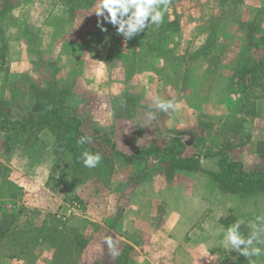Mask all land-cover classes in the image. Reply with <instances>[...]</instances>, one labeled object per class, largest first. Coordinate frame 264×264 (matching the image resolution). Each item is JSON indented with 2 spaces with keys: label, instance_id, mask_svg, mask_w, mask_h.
Wrapping results in <instances>:
<instances>
[{
  "label": "rangeland",
  "instance_id": "rangeland-1",
  "mask_svg": "<svg viewBox=\"0 0 264 264\" xmlns=\"http://www.w3.org/2000/svg\"><path fill=\"white\" fill-rule=\"evenodd\" d=\"M38 1L51 6L45 21L55 29V36L70 35L73 30V43H77L75 46L81 54L94 59L122 61L129 88L132 89L138 80L141 82L154 75L156 79H167L171 89L162 95L166 97L163 100L179 101L183 98L188 108L195 111L201 104L197 97L205 95L206 109L197 118L193 115L200 120V131L185 137L176 136L177 132H167L160 122L164 115L158 109L160 125H150L140 132L138 126L126 123L130 118L133 120L134 107L129 104L123 110L120 105L123 100L113 103L114 113L108 120L100 113L96 117L100 119L83 116L76 94L67 92L74 80L66 83L55 80L56 59L47 56L40 44L39 20L43 18V9H29ZM85 1L0 0V219L6 212L22 209L17 217L18 224L22 231H30L20 237L22 244L28 240L27 254L19 255L22 247H15L11 250L16 254L15 258H9L12 253L2 250L0 264H73L75 261V264H141L139 257L143 250L139 246L147 241V233L125 230L123 216L128 203L124 202L132 200L136 188L131 183L141 179L143 160L149 157L173 161L175 157L171 154H182L184 150V158L212 156L224 151L228 161L242 164L248 173L264 168V157L257 154L264 155V138L251 141L253 135L258 139L264 137V92L261 87L244 90L236 74L242 50L244 56L255 60L264 53V0L253 12L249 23L235 19L244 11L243 0H180L176 10L180 17V31L171 34V41L164 48L168 52L157 56L138 49V42L126 41L113 25L108 32H101L103 25L99 24L104 18L95 14L98 0L90 4ZM246 24L251 25L250 37L254 44H250L245 36ZM180 35L192 39L182 46L178 42ZM12 40L27 43L25 54L29 65L13 63V69L18 72H11L9 67L15 60L14 55L7 52L8 41ZM70 51L74 50L71 48ZM230 66L231 75L226 77L227 114L212 117L208 111L217 103L218 94L213 92V87L221 82L222 77L225 78L223 71ZM25 68L30 71L22 75ZM125 98L134 99L129 95ZM45 114L48 125L56 134L53 144L50 142L55 163L46 183L50 191L47 197L21 191L17 186L22 179L20 174L29 165L21 162L16 166L14 163L21 158L20 149H31L37 143L40 130L34 125ZM78 134L89 138L91 147L101 154L102 160L97 167H84L79 159L81 155L77 160L73 158L70 148L75 147ZM133 135L138 136L130 140ZM181 139H186L187 145L178 146ZM131 142L141 148V162L134 154L125 155L120 151ZM154 148L160 150L159 156L153 151L145 153ZM25 158L22 159L25 161ZM215 159L218 161L220 157ZM215 186L211 183L205 191V202H210L209 205L214 204L211 196L217 190ZM37 204L45 207L38 210L41 206ZM256 216H264L263 194L237 195L233 208L226 209L221 220H226V227L243 221L240 232L247 236L251 231L248 222ZM61 226L72 228L85 237V247L78 256L62 237H58L62 245L58 258L54 257L52 236L36 240L34 232L44 233L46 230L48 233L49 228L60 229ZM108 237L112 238L111 249L106 243ZM205 258L204 264H227L234 259L240 264H250L248 258L226 250L219 243L211 246ZM251 259L255 264H264V254Z\"/></svg>",
  "mask_w": 264,
  "mask_h": 264
},
{
  "label": "crops",
  "instance_id": "crops-1",
  "mask_svg": "<svg viewBox=\"0 0 264 264\" xmlns=\"http://www.w3.org/2000/svg\"><path fill=\"white\" fill-rule=\"evenodd\" d=\"M260 2L261 0H243L245 8L242 9L244 11L239 12L235 19L242 23L251 22L253 12L259 7ZM29 9L34 11L43 9V18L39 20L41 22L39 24L41 26L40 44L42 49L47 51V56L56 59L55 80L62 83H66L70 79L74 80L73 86L67 92L76 94V99L80 102L79 106L83 109L81 110L83 116L88 119H100L96 118L100 113L103 119L108 120L114 113L113 103L123 100V103L120 104L123 110L129 104H133L134 107L133 120L130 118L126 123L138 126L137 129L139 128L140 132L145 127L149 128L150 125H160V119H157L160 116L156 113L158 109H154L153 101L157 97L166 99L164 96L171 89L167 79H156L154 75L141 80V82L138 80L132 89L129 88L122 61L94 59L90 55L81 54L77 51L78 47L75 46L77 43H73L75 40L73 30L70 35L55 36V29L45 21L51 11L49 3L38 1L31 4ZM190 38L187 39V36L180 35L178 42L183 46L192 39ZM25 45L27 46L25 41H8L7 52L14 55L13 58H15L9 64L11 72L13 70L18 72L17 69H13L15 68L13 63L22 66L29 65L27 53L25 54L27 50ZM71 48L74 50L73 52L70 51ZM231 70L232 66L229 69L225 68L223 71L225 78L222 77L221 82H217L213 87V92L216 91L218 94L217 103L212 105L208 111L212 117H222L227 114L225 106L226 77L231 75ZM29 71V68H25L21 74L24 75ZM127 94L134 98L133 101L125 98L128 97ZM197 100L201 104L196 111L190 110L182 98L177 101L180 103V107L175 112L171 110L168 113L162 112L161 114L164 115L160 121L162 127L167 132H177L176 136L178 137H185L200 131V120L195 118L206 109L207 99H205V95H201V97H197ZM149 112L153 114L154 118H149ZM257 121H262V119ZM135 136L138 135H133L130 140H133ZM37 137V143L33 148L20 149L21 158H17L18 153L15 154L17 159L14 163L16 166L21 162L29 165L20 174L22 179L17 186L22 192H28L29 195L35 196L33 193H36L37 196L47 197L50 191L46 188V183L55 163V154L51 147L54 135L44 128L38 132ZM141 137L139 133L138 138ZM263 138L258 139L253 135L251 141H262ZM180 142L183 145L188 143L186 139H181ZM126 145L120 148L122 154H134L137 156V161L141 162L143 160L139 157L141 148L135 146L133 142ZM185 152L186 150L182 154L173 156L175 157L173 161H161L151 157L143 160L141 179L131 183L136 190L132 195V200L124 202L128 205L123 220L125 230H128L129 233H138L142 230L147 233V241L144 245L140 244L139 246L144 253L140 252L139 261L141 264H204L205 255L211 246H215L217 243L221 244L220 241L223 239V229L227 227L221 224V219L226 209L229 211L233 208L237 195H225L215 186L217 190L211 196L214 204L209 205L210 202H205V191L212 183L208 178V172L219 170L218 161L215 158L220 157L216 154L221 151L210 155L211 157L196 155L201 167V170L197 172L171 170L173 162H176L178 158H184ZM24 156L26 157L25 161L22 159ZM37 205L41 206L38 207V210L45 207ZM37 217L40 215L37 214ZM148 223H154V225ZM148 225L149 229L146 228ZM182 249L187 253H184Z\"/></svg>",
  "mask_w": 264,
  "mask_h": 264
},
{
  "label": "trees",
  "instance_id": "trees-1",
  "mask_svg": "<svg viewBox=\"0 0 264 264\" xmlns=\"http://www.w3.org/2000/svg\"><path fill=\"white\" fill-rule=\"evenodd\" d=\"M95 0H86V4H90ZM180 0H170V5L168 11L165 12L163 23L157 28L154 25L149 26L144 30V32L140 33L138 36H134L132 39L128 40L129 42H138V49L142 51H148L149 53H153L154 56L164 54L168 52L164 48L168 46L171 41L172 33H179L180 31V17L176 12L177 6ZM104 20V19H103ZM99 25H103L100 28L106 29L108 32L110 27L112 26L110 23L106 21H101ZM251 25H244L245 36L247 40H250V44L253 43L252 37H250V29ZM99 31V30H98ZM97 31V32H98ZM254 44V43H253ZM264 48V47H263ZM264 50V49H263ZM243 50L241 51V62L236 66V74L239 77V81L243 84V89L247 90L250 88H262V92H264V53L263 55L255 60L252 57L249 58L244 56ZM68 126H70L67 123ZM38 131L41 129H48L51 131L53 135L56 136L55 131L52 129L50 125H48V117L46 114L41 117L34 125ZM66 126V124L64 125ZM83 137L82 135H77L78 140ZM90 140V139H89ZM75 147H71L70 151L72 152V156L75 160H77V156H80L81 153L85 150H88L94 153H97L91 147L89 142L80 145L76 143ZM180 147L184 145L179 143ZM153 151L156 156L160 155L159 149H151L147 153ZM180 153L176 152L171 155H179ZM260 157H264L262 153H257ZM219 155L220 159L218 160L219 170L208 172L209 180L216 185V187L223 193L238 195V196H254L256 194L264 195V168L261 171L256 173H248L244 170L242 164L234 161H228V158L225 156L224 151L219 152L216 156ZM211 157V156H207ZM172 169H177L185 172H197L201 170L199 166V162L197 161V157L194 158H178L176 162L171 166ZM22 213V209H18L11 212H6L4 216L0 219V251L5 250L6 252H11V250L15 247H22L19 250V255L27 254L28 240H25L23 244L21 243V238L25 234L30 231H22L21 227L18 224V215ZM226 220L221 221V224L226 227ZM36 235V240L42 241L49 236H52V242L55 243L54 257L58 258L62 253V245L61 242L58 241V237H62L66 239L68 242V247L73 249V252L76 256H78L82 249L85 247L86 240L83 235H79L76 230L70 228H66L65 226H61L60 229L57 227H51L48 229V233L46 230L43 232L36 231L34 232ZM40 234H42L40 236ZM66 235L67 238L65 237ZM9 258H15V253L11 252ZM76 261L73 263L75 264ZM230 264H240L239 260H236Z\"/></svg>",
  "mask_w": 264,
  "mask_h": 264
},
{
  "label": "clouds",
  "instance_id": "clouds-1",
  "mask_svg": "<svg viewBox=\"0 0 264 264\" xmlns=\"http://www.w3.org/2000/svg\"><path fill=\"white\" fill-rule=\"evenodd\" d=\"M170 0H98V17H103L104 21L113 25L117 34L122 35L125 40H130L144 32L149 26L159 27L163 23L164 14L168 11ZM102 31L106 29L102 28ZM162 63V61H161ZM154 107L161 112L168 113L169 110L175 112L180 103L173 100H163L159 97L153 101ZM150 119L154 118L151 112L148 113ZM90 142L89 138L81 137L77 141L83 145ZM84 167H97L102 156L100 153L83 151L79 157ZM243 221H237L223 229V239L220 241L223 248L234 251L240 256L248 258L250 264H255L252 257H260L264 254V216H256L253 221L248 222L250 233L245 236L240 232ZM109 248L113 247L112 238H106Z\"/></svg>",
  "mask_w": 264,
  "mask_h": 264
}]
</instances>
